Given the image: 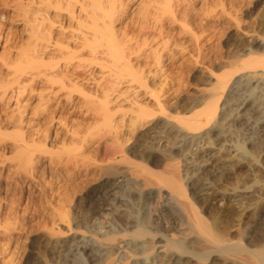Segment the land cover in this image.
Masks as SVG:
<instances>
[{
    "label": "bare ground",
    "instance_id": "obj_1",
    "mask_svg": "<svg viewBox=\"0 0 264 264\" xmlns=\"http://www.w3.org/2000/svg\"><path fill=\"white\" fill-rule=\"evenodd\" d=\"M131 1L12 0L22 16L24 47L13 37L10 42V29L0 24V66L9 67L4 53L11 49L24 59L23 69L11 70L6 84L0 83V94L10 91L8 96L19 104L34 91L37 105L28 114L43 126L31 132H42L39 145L28 137L30 132L26 138L20 133L18 145L13 142L19 152L21 148L18 166L26 165L20 166L23 170L36 157L41 179L48 181L54 167L71 175L95 168L101 179L75 198V211L67 208L69 202L61 210L49 201L58 222L53 219L38 238L39 251L24 264H264V240H243L239 224L231 236L226 230L231 221L221 220L222 210H212L216 199L225 207L226 198L234 196L203 188L215 187L239 167L251 170L264 163V40L225 58L209 81L207 97L169 103L168 89H162L168 64L185 52L204 58L199 42L209 29H217L208 17L218 14L204 11L199 19V10L188 0ZM64 5L71 9L60 13ZM187 33L196 48L184 44L181 35ZM219 52L213 57L220 61ZM160 72L164 83L153 81L155 86L150 79ZM19 110L7 121L15 119L22 131L30 121ZM77 117L91 122L73 126ZM125 130L132 140L121 138ZM92 141L103 147V157L86 154L84 146ZM221 151L230 156L227 163ZM249 187L238 189L237 203L250 196ZM262 195L255 211L264 204ZM91 196H105L106 202L91 208L82 201ZM239 207L242 214L246 206Z\"/></svg>",
    "mask_w": 264,
    "mask_h": 264
},
{
    "label": "rangeland",
    "instance_id": "obj_2",
    "mask_svg": "<svg viewBox=\"0 0 264 264\" xmlns=\"http://www.w3.org/2000/svg\"><path fill=\"white\" fill-rule=\"evenodd\" d=\"M227 1L228 0H188L190 7L192 6L197 11L199 10L198 11L200 12L198 13L199 19H201L202 12L204 14V11L206 12L211 11L212 13L218 14L217 16L212 17V18L208 17V22L214 24L217 29H215L214 31H212V29L211 30L209 29L208 31L210 32L207 31L202 36L203 39L199 42L201 45L199 43L198 44L199 46H201L203 53L207 52L209 54L211 53L210 55H212V52L213 51L215 52V50L217 49L220 52L217 50L216 52H219L222 57H220L221 59L219 61V59H216L215 57H213L214 54H216V52L215 53L213 52V55L210 57H208L209 54L206 55L204 53V58H202L203 56H198L197 57L198 60H196L197 58H195V55H194L196 54V52L194 53L193 51L194 56H191L188 52L187 53L185 52V53H182L179 56V58L175 59L172 63H170V65L168 64V78L164 80L166 81L165 82L166 84L164 83L163 78L161 76L163 75L162 72H160L158 76H155L156 79L155 78L150 79V81L152 80L151 82L149 81L150 83H153L154 81L156 85H160L162 84L161 82H163L164 83L163 85H166V86H163L164 88L162 87V89L163 90L168 89L167 95H168L169 103L172 101H174L173 103L183 101L184 99L187 101H190L193 98H198V100H202L203 98L207 97L210 91V88H211L210 82H212L213 80L212 79L213 75L219 72L220 70L219 67H221V65L223 64V61L227 60L225 58L231 57L233 54H235L236 50L240 48L241 46H246L250 43H253L255 40L257 41L258 39L264 40V0H229L228 2ZM11 2L12 0H0V24L1 25L3 24V26H7L8 32L10 29V35H11L10 42H12L14 38L15 41H18L21 47H24L26 45L24 40L26 39L27 36L25 34L26 32L23 29L24 26H23L22 16L18 15V12H17L19 11L18 7L16 8L12 6L10 4ZM137 2L138 0L131 1V3H137ZM86 3L88 4V6H90L91 4V3H88L87 1ZM123 3H124V0H123ZM223 3H224L223 8L225 9V11L222 13L220 10L222 8L221 6ZM66 6L64 7V9L62 8L61 11L59 12L65 13L67 12V10L69 11L71 9V6L69 5H66ZM187 34L181 35L182 37L181 36L180 37L184 40V44H187L186 45L187 47L188 46L190 47L192 45L191 49H193V44L194 46L196 44L193 42V40L190 39L191 35L190 34L187 35ZM194 48H196V46ZM14 51L11 49V50L5 51L4 53V57L6 58L8 57L7 59L6 58L4 59H6L10 65L8 67L9 69L5 68V66L4 67L0 66L1 85L6 84V82L8 81V77L9 79L11 78V75H12L10 74L11 70L15 69L14 70L15 72H19L20 70L23 69L24 59L23 57H21L22 55L21 56L18 55L17 58L19 57V62H17L18 59L15 57L16 55L14 54L16 52ZM14 57L16 58L15 62H13L15 60ZM124 85L122 84V89H124L123 87ZM31 93L33 94H30V96L32 95L30 98L26 97L27 95L22 96L20 98L22 100H20L19 104L17 102L15 103L14 99L8 96L10 94V91L8 93L6 92L4 96L0 94V223H1L0 224V264H24L26 259H28L27 257L28 255L33 257L35 256V252L37 253L39 251L41 244H39L38 238L41 237V235L43 236L45 234V230L48 228V226L49 228L50 226H52L53 219H55V222H58L57 218L54 216V213H55L53 212L54 209L53 208L50 209L51 205H49V201L53 203L55 208L56 206L57 208L61 206V208L59 207V209L61 210L62 209L65 210L68 208L70 209V211L72 209L73 211H75L74 210V207L76 205L75 201H77L75 200V198L78 196H81L83 193H85L92 186H95V184H97V182L99 183L101 180L100 178L97 179L98 172L96 171L97 169L95 170V168H83L79 174L71 175V174H60L58 170L61 167L52 168L51 170L52 174L50 173L51 177L50 179H48V181L47 179H41L40 175L42 174V172L39 171V163L35 162L36 157L33 158L34 160L32 161V164L30 166H27V168L30 167L29 173L31 174H28L27 172L28 169L24 168L26 167V165L24 166L22 164L24 166L23 168L25 169V171H23L24 169L22 170L20 168V166L22 165L18 166V164L21 163L19 162L21 156L18 155V153L21 152V148L19 152L18 148H16L17 145L19 144L18 143L19 141H17L16 139L20 138L18 136H21L20 134L21 132H22V136L24 135L23 138H26L33 130L36 131V128H39L41 130V128L43 127L41 125H40L41 127L38 125L40 124L38 123L40 121L38 122L32 121L31 117L35 115L31 113L28 114V110H31L30 108H32L33 106L35 107V105H37L36 98H34L36 97L34 96L35 92L32 91ZM186 97L187 98L190 97L191 99L188 100ZM27 99H28V102H27ZM17 104L20 105L19 107H21L20 108L21 111L19 110V107H17L21 113H22V108L23 110H25V112L23 111L24 117L27 119L29 118L28 121H30L29 123L30 125L28 124V128L23 127L24 130L27 129L26 131L24 130L20 131L21 127L15 124L16 122L14 121L15 119L12 120V123H10L11 121L9 122L7 121L8 118L12 119L13 115L17 116L16 115L18 114V111L16 108V106H18ZM24 107L28 109L26 110V108ZM38 109L39 108H37V111ZM15 116H13V118ZM76 119L81 120V117L79 118L77 117ZM76 119L75 121L73 120L71 124L73 126L78 125L77 127H84L85 125L88 124V122H91L89 117H85V118L82 117L81 121L80 120L76 121ZM12 125H14L15 127H13ZM128 131L125 130V133L122 132L123 134L121 133V136H122L121 138L126 139L127 137H129V139L132 140V138H130V136L132 137V133L129 131V134H127ZM31 134L28 137L31 136L34 142H36V145H39L42 140V132L40 131L33 132L34 134V135L32 134L33 137ZM15 140L17 141V143H15ZM13 142L17 144L15 145L16 147L13 145L14 144ZM96 142L97 141L86 143L88 144L84 146L86 149L85 150L86 154L91 157H94V156L103 157L102 154L105 152V150L103 149V147H100L101 148L100 149ZM12 145H13V148H12ZM221 154L222 155L226 154L227 157L223 155L224 157L223 160H225L227 163V161L230 159V156H228L226 152L224 153V151H221ZM262 164L263 165H261V167L264 166V163ZM255 167L256 165L252 166L254 171H251L253 169L251 170L248 169L246 165H244L243 167H239V169L235 171L234 174L232 173L225 174L221 178L222 180H220V183H218L219 180L216 181L217 187L216 186L215 187H209V186L205 187L204 186L203 188H205L207 192H212V193L214 192L213 194H216V195H219L220 194L219 192L222 191L223 193H221V195L224 194L226 196H229V195L234 196L231 199L233 200L234 198L235 201L234 200L232 201L231 199L228 200V198H226L225 203H227V205L225 204V207L224 206L222 207L221 205H219L218 199L215 200L216 203H214V206L212 207V210L213 209L222 210L221 214L222 215L224 214L221 217L222 221L224 220L231 221L230 223L231 227L229 226L230 228H226V230L229 229L228 232H231L230 233L231 236H234L235 234H237L235 231L238 226L236 227V225L239 224L240 225L239 228L241 229L242 227L241 230L245 231V232L243 231V236H244L243 240L246 239L245 241H247V239H251L252 242L254 241L258 242L259 239H262L260 240L261 242L264 240L263 239L264 238V204L262 205V207L260 206L261 208L259 207V209H257L258 211L257 210L255 211L254 209L255 207L253 206L256 204V200H258L256 198H258L260 194L261 195L263 194L262 197L264 196V189H263L264 188V167H262L261 169V167L258 166L259 167V169L257 167L258 171ZM261 175L263 176L261 178V180L263 179L262 180L263 183L260 181V178H259L261 177ZM235 178H237L238 181ZM258 180L260 182H258ZM236 181L239 183H237ZM233 183H236V185L235 184L233 185ZM259 183H261L263 186ZM245 184L247 186L249 184L250 186L247 190L248 192H250L249 193L250 196L247 198L238 200L239 202L242 200L241 201L242 203H239V202L237 203L236 200L238 196L236 195L240 192L239 190L243 188V185L245 186ZM235 186H237V190L239 189L238 191L234 189L236 188ZM255 186L256 187L258 186L259 188L261 187L260 191L258 190L259 188L257 187L256 189ZM249 189H251L252 193L254 194H252L251 190L249 191ZM234 190L235 192H233ZM226 192L229 194H227ZM230 192L232 194H230ZM54 195L56 196L54 197ZM102 197H103V200H101ZM104 197L105 196H101V199H99V197L97 196H93V197L91 196L82 201L88 202L90 205V206L88 205L89 207L91 206L94 207V205L96 206L99 203L104 204L106 202ZM162 200H161V204L164 203V200L163 201ZM263 201H264V198H263ZM67 202L69 203L67 204ZM129 203L130 202H126V208L128 207L130 209L132 208V205ZM66 204L68 206L67 208H66ZM240 204H243L246 206L244 209L245 211H243L242 214H241L242 211H240V207L238 208ZM216 206L218 208H216ZM252 213H253V216H252ZM79 216L80 214H78V217ZM170 219H175V215L171 216ZM41 223H46V224L41 225ZM232 224H235V227H233L234 225ZM6 225H8L9 227L8 226L6 227ZM169 226H170L169 230H171L170 233L172 234V236L173 234L176 236L177 229L173 230L171 228V225ZM177 228L181 229V227H177ZM256 228L258 230H255ZM236 236L233 237V239L237 238ZM87 253L90 254V252L87 251L85 253L86 256L88 257L89 255Z\"/></svg>",
    "mask_w": 264,
    "mask_h": 264
}]
</instances>
